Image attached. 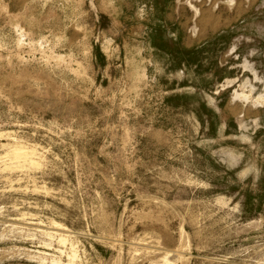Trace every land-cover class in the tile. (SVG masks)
Instances as JSON below:
<instances>
[{"label": "rangeland", "instance_id": "374dc122", "mask_svg": "<svg viewBox=\"0 0 264 264\" xmlns=\"http://www.w3.org/2000/svg\"><path fill=\"white\" fill-rule=\"evenodd\" d=\"M71 261L264 264V0H0V264Z\"/></svg>", "mask_w": 264, "mask_h": 264}, {"label": "bare ground", "instance_id": "6f19581e", "mask_svg": "<svg viewBox=\"0 0 264 264\" xmlns=\"http://www.w3.org/2000/svg\"><path fill=\"white\" fill-rule=\"evenodd\" d=\"M13 154L15 155V156H22L24 153L23 152H20L19 150H15L14 152H13ZM27 154V153H26ZM24 157V156H23ZM58 223V222H57ZM59 224V223H58ZM62 226V225H61ZM65 241H66V239H64ZM74 252V251H73ZM72 252V253H73ZM72 256V255H71ZM60 261V260H59ZM62 262V261H61ZM60 262H57L56 264H59ZM63 263V262H62ZM68 264H73V261H71V262H68Z\"/></svg>", "mask_w": 264, "mask_h": 264}]
</instances>
